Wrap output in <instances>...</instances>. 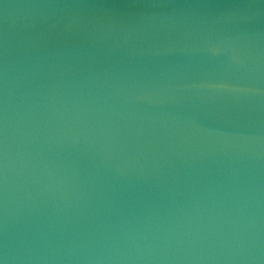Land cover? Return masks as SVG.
<instances>
[{
    "label": "water",
    "instance_id": "obj_1",
    "mask_svg": "<svg viewBox=\"0 0 264 264\" xmlns=\"http://www.w3.org/2000/svg\"><path fill=\"white\" fill-rule=\"evenodd\" d=\"M0 260L264 264V0H0Z\"/></svg>",
    "mask_w": 264,
    "mask_h": 264
},
{
    "label": "clouds",
    "instance_id": "obj_2",
    "mask_svg": "<svg viewBox=\"0 0 264 264\" xmlns=\"http://www.w3.org/2000/svg\"><path fill=\"white\" fill-rule=\"evenodd\" d=\"M0 264H5L4 260H0Z\"/></svg>",
    "mask_w": 264,
    "mask_h": 264
}]
</instances>
